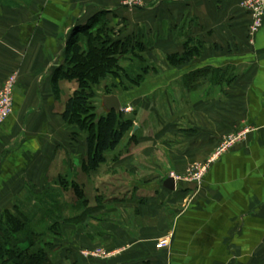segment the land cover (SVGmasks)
I'll list each match as a JSON object with an SVG mask.
<instances>
[{
	"label": "crops",
	"instance_id": "1",
	"mask_svg": "<svg viewBox=\"0 0 264 264\" xmlns=\"http://www.w3.org/2000/svg\"><path fill=\"white\" fill-rule=\"evenodd\" d=\"M242 1L1 4L0 85L14 72L18 79L13 113L0 129V216L13 209L27 186L40 187L44 173L57 170L59 152L68 167L88 154L86 141L74 140L64 125L60 112L66 99L60 101L56 92L65 82H55L54 75L65 65L75 32L109 10L129 28L157 37L148 40L150 59L156 53L162 60L182 54L189 39L203 49L185 65L163 63L158 83L148 80L155 87L143 95L159 88L158 111L143 95L128 101L134 111L138 103H149L156 122L130 134L136 147L124 148L123 140L101 165L113 169L106 199L111 221L103 226V240L117 253L92 263L71 248V264H264V21L250 35L252 18ZM134 122L142 129V122ZM230 134L241 137L216 155ZM212 156L200 182L181 178L175 190L165 187L169 172L183 174L191 163ZM124 168L129 175L121 178ZM167 236V246H161ZM79 237L88 244L84 233Z\"/></svg>",
	"mask_w": 264,
	"mask_h": 264
},
{
	"label": "trees",
	"instance_id": "2",
	"mask_svg": "<svg viewBox=\"0 0 264 264\" xmlns=\"http://www.w3.org/2000/svg\"><path fill=\"white\" fill-rule=\"evenodd\" d=\"M102 13L90 18L71 37L65 49L67 68L56 70L54 75L55 82L64 78L76 80L78 84L73 95L66 100L61 113L67 124L86 133L88 154L81 162L82 170L86 172L99 169L107 160L106 152L116 149L134 127V121L125 118L121 111L111 110L97 117L95 86L113 79L117 81L113 85L127 91L132 85H142L151 73V64L143 53V40L139 41L138 38L128 48L125 41L116 38L109 21L103 18ZM128 53L133 55L130 65L133 66L134 61H137L135 68L130 66L129 70L122 66V60ZM200 53L201 46L195 47L189 39L184 43L182 54H168L167 60L177 67L189 63ZM151 68L152 73H158L157 68ZM105 92L117 93L110 90ZM55 182V186L63 190H73L76 195L74 206L69 207L68 204L58 202L52 188H49V183L46 185L48 189L44 191L45 195H41L43 192L38 194L35 185L27 186L23 194L15 198L13 209L3 211L0 216V264H57L59 259L53 252L57 249L55 237L66 234L63 229L67 218L76 224H83L86 219L91 223L93 219L101 218L105 208V201L101 196H98L97 204L90 206L86 191L77 180L59 176ZM67 207L70 216L65 217L63 209ZM47 231L53 235V240L43 237ZM69 251L71 252V248H68L64 259H68Z\"/></svg>",
	"mask_w": 264,
	"mask_h": 264
},
{
	"label": "rangeland",
	"instance_id": "3",
	"mask_svg": "<svg viewBox=\"0 0 264 264\" xmlns=\"http://www.w3.org/2000/svg\"><path fill=\"white\" fill-rule=\"evenodd\" d=\"M16 1L17 0H0V5L1 4L2 5H8L10 3L14 4ZM29 1L30 0H19V2H22V3H26V2L28 3ZM124 2L131 4L133 7L134 6L139 7L145 3V0H140L138 2H136V0H124ZM102 12L101 13H102L103 18L105 20L109 21V25L113 29V33L115 34L116 38H118L122 41H125L126 42L125 45L128 46V48H131L135 44V41L138 38H139L138 39L139 41H140V39H141V41L143 40L142 43H144V45H145V49H144L143 53L145 54L146 57H148V54H147L148 53L147 47L149 46L148 40H151L152 37L149 36V34H147L146 31H144V28L139 27L138 30L133 29V28H129L127 23H126V19H124L123 17H119L117 14H115L116 12H112L109 10L108 11L104 10ZM145 36H147V37H145ZM156 38L154 40H156ZM129 39H131V40H129ZM126 40H129V42ZM154 40L152 38V42ZM83 41H82V43H83ZM202 49L203 48H201V50ZM201 54H202V52L199 54V56ZM132 56L133 55H130L128 53L123 58L122 66L124 68L128 69L130 66L135 68L134 65H137V61L133 60L135 63L133 64V66L130 65V63H131L130 60L133 59ZM159 57L160 56L157 53H156V58L154 56L151 57V59L148 57L149 62L151 64V66H150L151 73L146 77L144 83L140 86L132 85L130 90H127V91L122 90L119 86L113 85V84L117 83V81H113V79L107 80V81L100 83V84L95 86L97 97L94 99V102L96 104V111L95 112L97 114V117L106 114V111L102 106V96L106 95L105 91L110 90L114 93L116 91L118 93V94L116 93V95H118V97H120L122 99L123 105H122V109L120 111L123 112V116L127 119L128 118L132 119L133 121H135V120L139 121V123L142 122V125H141L142 129L140 128V129L136 130L135 126L138 124H136L134 122V127L124 137V139H123L124 144H125L124 148H126V149L136 147L135 145H137L136 144L137 142L132 140V138L130 137V134L133 131L134 132L137 131V133L139 134L140 132H143L144 129L147 130V125H149V121L151 119H152V121H151L152 125L154 124L153 121L156 122L155 112L151 109V107H149V103L146 106H144V103H141V104L138 103L139 105L137 104L135 106L136 107L135 111H134V107L131 106L132 108H130V106L127 103L129 100H133V98H137L138 96H140L139 99L140 98L143 99V96H144L143 94L149 93L151 88L155 87V86H152L148 80L151 79L150 82H152V83L153 82H156V83L159 82V79H158L159 77H157V76L159 75L160 70H162L161 66H163V63H166L168 67L175 68L174 66H172L169 63L168 60H166V58H165V60H162ZM63 67L67 68L66 63ZM151 67L157 68L158 73L157 74L152 73L153 68H151ZM15 73L16 72H14L12 74H15ZM17 76H18V73H17ZM61 81L65 82V83L63 84V83H61ZM57 83L63 84L61 86L58 85V90L56 92L59 96L58 98L60 99V101H61V99H62V101L64 99L67 100L68 98H66V97L73 95L74 90L78 86L76 80H70V79H64V78L59 79ZM16 84H17V80H16ZM2 85H0V87ZM107 85H108V87H106ZM69 86L71 87L70 89H69ZM14 93H15V91H14ZM144 99L145 100L146 99L152 100L153 102L152 101H149V102H152L154 104L153 107H155V110L157 109V111H158L159 105H160V90H159V88H157L156 91L152 93V95H145ZM66 100H65V102H66ZM146 101H148V100H146ZM65 102L62 103L63 105L61 107V109H62L61 112L64 111ZM61 115H62V113H61ZM135 115H136V117H134ZM6 120L4 122L0 123V129H1V126L6 122ZM64 125H65L66 129L69 128V131H70L71 135L73 136L74 140L82 141L84 143L83 140H85V136H86L85 132L78 131L77 128H75L72 125L67 124L66 122L64 123ZM37 140L38 139H35V141L31 140L30 142L32 144H35V143H37ZM59 154L60 155H57V159H60V162L53 165V167H55L57 170H52L50 168L51 170H49L48 172H45L44 173L45 177H44V181H43L42 185L40 187L35 186V191L38 194H41L43 192L41 195H45L44 191L46 189H48V188H46V185H48V183H49V185H50L49 188H52V192L56 195L58 202H61L62 204H64V203L68 204L69 207L74 206V204L76 202V195L74 194L73 190L72 189L63 190V188H61L59 186H55V185H57V183L55 182L56 179H58L59 176H63V177H66L68 180L75 179L81 185H83V187L86 191V195L89 198L90 206L97 204V202H95L96 201V198H95L96 194H102V199H103V201H105V208H103L104 211L101 213L102 215L100 214L101 218L99 220L93 219L91 221V223L88 221V219H86L83 224H79V223L76 224L75 222H72V221L68 220V218H67L66 222L64 223L65 227L63 229V230H66V234L60 235L59 238H58V236L55 237V240H57V249L53 252L55 253L56 258L59 259L57 264H71L72 263L71 258H69V257L71 256L70 253H72L74 250H75V254L76 253L78 255L82 254V256H85V258H87L85 260L92 261V263H95L96 261L112 260V258L117 253V250H114L111 248V246H109L110 245L109 241L103 240V235H104L103 226H105V223H107V221H111V208H110L111 204L107 203L106 199L108 196H111V194H112L111 182H112V178H113V172H112L113 169L110 167H104L103 166L98 171H96L94 173L86 172V171L82 170L83 169L82 167L80 168V166H76L77 163H80V161H82L78 156L76 158H73L72 166L68 167L67 161L64 162V160H63L65 157V155L63 154V151H61V153L59 152ZM140 154H142V152ZM200 163H202V162H200ZM200 163L199 162L191 163L188 166L187 170L183 174H177V172H175V171H173V173L177 174L178 176L182 177L183 179H186L187 176H193V174L196 170L195 168L198 169V167L200 166ZM192 168H193V170H191ZM120 172L123 175L122 176L119 174V176L121 178H124V177L129 175L128 170L125 168L123 170H121ZM173 173L169 172L170 176ZM37 202H39V201H37ZM41 206L44 208L43 204H41ZM30 207L31 206H29V208ZM39 208H41V207H39ZM68 209H69L68 207L63 209L64 210L63 215L65 217L70 216V211ZM83 233L87 236L88 244L81 241V237H79L80 235H83ZM43 235H44L43 237H45L46 240H50V239L53 240L54 239L53 235L48 231ZM77 242H78V244H77ZM79 242H82V245H84L86 247L83 248L82 245H79ZM167 242H168V236L163 238V240L159 244L161 246L166 247ZM68 248H73V251L72 252L69 251L68 259H64L65 255L68 252ZM85 253H87V254H85ZM76 264H78V262Z\"/></svg>",
	"mask_w": 264,
	"mask_h": 264
},
{
	"label": "built area",
	"instance_id": "4",
	"mask_svg": "<svg viewBox=\"0 0 264 264\" xmlns=\"http://www.w3.org/2000/svg\"><path fill=\"white\" fill-rule=\"evenodd\" d=\"M138 1L140 0H136V2ZM241 5L251 15L252 22L249 27V33L250 35H254L261 28L264 21V0H243ZM17 79V73L11 74L0 87V123L10 117V114L13 112L14 91ZM240 137L241 134H230L227 136L217 148L216 155L232 147ZM212 160H214L213 156L206 163H200L198 169L195 168L193 176H187L186 180L200 182ZM171 176L176 181L182 178L175 173L171 174Z\"/></svg>",
	"mask_w": 264,
	"mask_h": 264
},
{
	"label": "water",
	"instance_id": "5",
	"mask_svg": "<svg viewBox=\"0 0 264 264\" xmlns=\"http://www.w3.org/2000/svg\"><path fill=\"white\" fill-rule=\"evenodd\" d=\"M122 99L116 94H106L102 96V106L106 112L111 110L119 112L122 109ZM137 128V126H136ZM165 187L171 190L176 188V180L170 176L164 182Z\"/></svg>",
	"mask_w": 264,
	"mask_h": 264
}]
</instances>
